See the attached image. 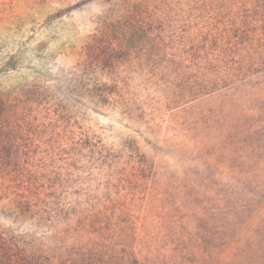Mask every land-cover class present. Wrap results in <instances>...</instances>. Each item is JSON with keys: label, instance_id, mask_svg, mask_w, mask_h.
Listing matches in <instances>:
<instances>
[{"label": "rangeland", "instance_id": "obj_1", "mask_svg": "<svg viewBox=\"0 0 264 264\" xmlns=\"http://www.w3.org/2000/svg\"><path fill=\"white\" fill-rule=\"evenodd\" d=\"M0 264H264V0H0Z\"/></svg>", "mask_w": 264, "mask_h": 264}, {"label": "trees", "instance_id": "obj_2", "mask_svg": "<svg viewBox=\"0 0 264 264\" xmlns=\"http://www.w3.org/2000/svg\"><path fill=\"white\" fill-rule=\"evenodd\" d=\"M13 251H14V249H12L11 247L7 248L6 249V255H8V254L11 255L10 253L13 252Z\"/></svg>", "mask_w": 264, "mask_h": 264}]
</instances>
